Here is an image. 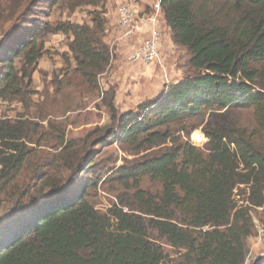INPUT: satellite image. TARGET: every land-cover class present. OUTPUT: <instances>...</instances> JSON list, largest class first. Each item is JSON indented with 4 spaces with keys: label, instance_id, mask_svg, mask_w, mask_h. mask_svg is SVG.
Instances as JSON below:
<instances>
[{
    "label": "trees",
    "instance_id": "1",
    "mask_svg": "<svg viewBox=\"0 0 264 264\" xmlns=\"http://www.w3.org/2000/svg\"><path fill=\"white\" fill-rule=\"evenodd\" d=\"M106 2L0 0V102L24 111L0 119V264H246L255 215L264 229V0H162L186 76L123 114L101 85L116 60ZM84 8L89 21H53ZM49 35L69 46L41 91ZM89 97L111 123L71 138L64 120ZM114 145L134 159L102 166Z\"/></svg>",
    "mask_w": 264,
    "mask_h": 264
},
{
    "label": "rangeland",
    "instance_id": "2",
    "mask_svg": "<svg viewBox=\"0 0 264 264\" xmlns=\"http://www.w3.org/2000/svg\"><path fill=\"white\" fill-rule=\"evenodd\" d=\"M158 1V0H157ZM156 1V2H157ZM111 7V6H109ZM130 8H133L129 5ZM134 9V8H133ZM91 9L84 8L81 10H77L73 15L69 14L68 12H58L56 16H54L53 21H72V22H83V21H89L87 18L88 11ZM108 24V29H114L113 24L115 19L113 18L112 13L114 11H111L110 9L107 10L105 8ZM161 13V12H160ZM162 14V13H161ZM110 24V25H109ZM107 29V28H106ZM60 39H58L57 38ZM2 37L0 36V43L2 42ZM109 42V41H108ZM68 38L66 36L62 35H49L47 37V48H48V54L40 61L39 63V72L35 75V85L34 89L40 88L41 91L44 88V83H48V87L50 88V81L53 78L54 75L61 73L63 69H65V62L63 60V55L67 53L68 51ZM116 45H111V49H115L116 54ZM177 59L179 63V70L181 71V75L183 74L184 78L186 76L187 68L184 66L187 65L190 60V54L185 48L179 47L177 48ZM130 52L129 54H131ZM167 54V53H165ZM129 57V55H128ZM127 57V62L128 61ZM158 68L162 69L163 66L157 65ZM165 69V68H164ZM158 72H161L160 70ZM165 77H167L165 87V91L169 89L170 85V79L168 78L167 70L166 72H163ZM161 72V74L163 75ZM116 71L114 69V63L113 66L109 69L108 73L104 75L101 78V85L104 89H107V85L110 87L115 86L112 85V81L116 78ZM182 76V77H183ZM163 87V85L161 84ZM164 91V92H165ZM36 100L39 99V96L35 97ZM86 109H83L79 113H72L68 116V118L65 121H68V135L71 138L74 139H81L84 138L89 132L95 130L96 128H101L110 125L111 120L110 116L108 114L107 109H100L99 106H101V101L97 98L89 97L86 102ZM52 108V106H51ZM48 107L47 109H51ZM62 99L60 98L58 103H55L54 105V111L58 109V111H62L63 109ZM120 114L129 112V111H135L137 109H117ZM23 108L19 104H5L0 103V119H16L18 116V113H23ZM34 113V111H33ZM63 119L60 118L58 121H62ZM41 125H45L46 123H40ZM194 133H201V131L197 130ZM193 133V134H194ZM193 137V136H192ZM191 137V141H192ZM208 139L205 138V142L201 145L205 149L207 146ZM109 159H112V163L109 165L110 167H120L125 164L126 160H132L134 159L133 156H131L129 153H124L119 146L114 145L110 148V150H105L104 154L99 158V163L103 162L102 166L107 165L105 161H108ZM144 188H157V185H153L151 182L146 181L143 183ZM115 201L113 194H108L103 191H99L98 199H97V207L102 211H107L111 205L112 202ZM260 212L263 210H259ZM254 222L257 226V236L255 235L253 238L249 240L250 245V254L247 259L246 264H260L264 261V232H263V225L261 224V219L259 218V215L254 216Z\"/></svg>",
    "mask_w": 264,
    "mask_h": 264
},
{
    "label": "crops",
    "instance_id": "3",
    "mask_svg": "<svg viewBox=\"0 0 264 264\" xmlns=\"http://www.w3.org/2000/svg\"><path fill=\"white\" fill-rule=\"evenodd\" d=\"M156 1L157 0H107L106 2L107 10L110 9L114 11L112 15L115 19L113 24L114 29H108L107 27V40L109 41L110 47L112 44L117 46L116 60L114 61V69L117 75L115 80L112 81V85L116 87L115 107L117 109H137L145 102H152L160 98L165 91L166 84H168L166 82L167 77H165L163 73L166 72V70L171 86L178 85L184 79L183 74L181 75V71L179 70V63L177 62L178 53L176 50L179 46L173 43L172 33L166 27L163 14H161L162 12L159 14L158 21H156V27H153V24L148 21L149 18L156 15L154 5L159 0ZM121 5H130L139 14L141 28L134 41L129 42L121 39L117 15L118 7ZM154 28L159 29L162 33L163 40L159 51L165 69H159L157 64L144 66L127 62V57L130 55L129 53L137 49ZM184 67L188 69V64ZM159 70L163 75L161 72H158ZM106 87L109 86L107 85ZM37 90L41 89L37 88Z\"/></svg>",
    "mask_w": 264,
    "mask_h": 264
},
{
    "label": "built area",
    "instance_id": "4",
    "mask_svg": "<svg viewBox=\"0 0 264 264\" xmlns=\"http://www.w3.org/2000/svg\"><path fill=\"white\" fill-rule=\"evenodd\" d=\"M161 2L162 0H159L154 5L156 15L148 19V21L153 24V27H156V21H158L159 14L161 12ZM117 15L121 39L129 42L134 41L141 28L139 14L135 9L130 8L129 6L121 5L118 7ZM162 40L163 37L161 31L154 28L143 43L129 55V63L144 66L155 64L163 66V61L159 51ZM192 136V144L197 147H202L201 145L205 142V136L202 133H194ZM263 209L264 208L261 210Z\"/></svg>",
    "mask_w": 264,
    "mask_h": 264
}]
</instances>
